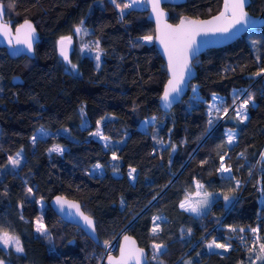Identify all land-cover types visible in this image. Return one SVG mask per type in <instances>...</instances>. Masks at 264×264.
Listing matches in <instances>:
<instances>
[{
    "label": "trees",
    "instance_id": "trees-1",
    "mask_svg": "<svg viewBox=\"0 0 264 264\" xmlns=\"http://www.w3.org/2000/svg\"><path fill=\"white\" fill-rule=\"evenodd\" d=\"M2 1L6 19L13 25L32 19L39 39L33 56H9L0 47V231L18 237L23 249L0 245V262L103 264L106 241L128 231L147 249L146 264H264V257L254 256L264 244V23L202 50L193 59L196 74L182 99L163 111L158 97L165 63L153 42L146 5ZM220 3L184 0L163 6L175 22L180 15L207 16ZM247 8L258 13L264 0H250ZM79 22L89 27L86 36L98 38L101 61L96 66L92 56L69 48L72 71L56 41L75 37ZM147 36L152 39H143ZM15 73L21 82L11 80ZM212 93L222 96L224 112L211 120L206 108ZM240 101H248L247 119L237 112ZM100 119L111 140L107 145L92 133ZM40 126L49 132L36 135L33 143L24 131ZM228 130L235 131L232 143ZM52 143L63 151L49 152ZM12 159L20 163L13 165ZM96 163L102 171H91ZM221 163L230 174L218 171ZM129 166L135 169L133 181ZM196 181L212 195L203 211L206 221L180 206ZM54 194L80 202L95 220L97 239L56 214L49 204ZM37 218L45 233L37 231ZM241 232L255 233V239L242 242ZM208 239L228 246L209 249Z\"/></svg>",
    "mask_w": 264,
    "mask_h": 264
},
{
    "label": "water",
    "instance_id": "water-1",
    "mask_svg": "<svg viewBox=\"0 0 264 264\" xmlns=\"http://www.w3.org/2000/svg\"><path fill=\"white\" fill-rule=\"evenodd\" d=\"M183 1L184 0H159L158 11H153V0H145L146 6H147L146 18L150 19L154 24L153 42L165 63L166 78L162 84L161 91L158 97V105L163 111H168L175 103L179 102L182 99L184 93L186 92L188 88V82L196 74V67L193 63V59L202 50L210 46H219L227 42H230L231 40L235 39L237 36L242 34L245 30L259 27L264 23V8L260 10L258 13H252L247 8L250 0H246L245 11L248 13L249 19L255 21L254 25H250V26L236 25V27H234L230 32H227V33L208 32L206 34L201 33L199 36H197L196 42L192 46V51L189 54L188 68L185 71L183 83L179 85L180 92L173 93L172 94L173 98L171 100V103H167L162 99V97L164 95L165 89L168 87L169 80L172 79V68L169 66V53L166 50L165 43H161L162 35H166L170 33L172 29H177L180 26L181 21L187 22L189 20H197V21L213 20L216 16H219L220 13L224 11V4H225V0H221L219 9L207 16L195 17V16H190V15H180L179 18L175 22L170 21L168 19V10L167 8L163 6V3L167 2V3L176 4V3L183 2ZM25 22L31 24L32 28L34 29L31 49H29L27 45L25 44L16 43V29L17 28L21 29V37H23V33L27 29L21 28V26L24 25ZM0 24H5L10 28V36H6L3 34L2 31H0V47H4L6 53L9 56H18L20 54H25L27 56L34 55V46H35V43L39 39V32L32 19L23 18L19 22L13 25L11 20L6 19L5 4L2 0H0ZM169 25L171 26V29L167 27ZM186 26H187V23H186ZM10 38H11V42H10ZM62 38H65L64 51L67 56L69 48H70V41L66 37H59L56 41V44H57L58 49L61 52L60 41ZM10 78L13 82L22 81V78L18 73L12 74ZM262 80L264 82V76ZM260 160L264 164V147L260 152ZM57 197H61L64 200L68 201L69 203L78 204L79 212L75 208L69 207L68 204L62 205L60 203H57ZM49 204L51 205L53 210L56 212V214L59 217H61L63 220L77 225L89 237L93 238L94 240L97 239V234H96V229H95V220L91 215H89L82 209L81 204L77 199L70 197L68 195H65V194H54L50 198ZM80 213H83V216H87L92 220L93 223L91 226L85 222L83 216H81ZM125 237H127L128 239L125 240ZM122 248H124L126 251H133V252L136 250H143V255L140 257L139 264L147 263L148 261L147 249L139 245L136 238L128 231L120 232L117 247L115 248L113 252H109L104 257L102 263L103 264H115L116 261L120 260ZM127 264H137V262L135 259H129L127 260Z\"/></svg>",
    "mask_w": 264,
    "mask_h": 264
},
{
    "label": "snow or ice",
    "instance_id": "snow-or-ice-1",
    "mask_svg": "<svg viewBox=\"0 0 264 264\" xmlns=\"http://www.w3.org/2000/svg\"><path fill=\"white\" fill-rule=\"evenodd\" d=\"M138 0H131L130 3L125 4L124 7H132L133 4L137 3ZM245 3L246 0H225L224 4V11L220 13L219 16H216L213 20L209 21H197V20H189L187 22L181 21L180 26L177 29H172L170 33L166 35H162L161 37V43H165L166 50L169 53V66L172 68V79L168 82V87L165 89L164 95L162 99L167 102L171 103L172 100V94L173 93H179L180 87L179 85L183 83L184 80V74L185 71L188 68L189 63V54L192 51V46L196 42V37L199 36L201 33H208V32H221V33H227L230 32L236 25H245L250 26L254 25L255 21L250 20L248 13L245 11ZM119 7V5H118ZM159 8V0H153V11H158ZM187 23V26H186ZM169 29H171V26H167ZM21 28L27 29L23 33V37H21V29H16V43L17 44H25L29 49L32 47V39H33V33L34 29L32 28V25L25 22L24 25L21 26ZM0 31L3 32L4 35L10 36V28L5 24H0ZM77 32L80 31L79 28L76 29ZM70 41V37L67 38ZM145 40H151V36L144 37ZM11 42V38H10ZM64 42L65 38H62L60 41L61 45V54L67 58L66 53L64 51ZM171 45V46H169ZM97 60H99V56L96 57ZM73 67H75L73 65ZM261 72H264V69L261 70ZM261 72H257L256 75H261ZM195 91V89L193 90ZM248 101H244L243 104L240 106L241 109H246ZM83 111V109H81ZM244 119H247L246 115L243 117ZM94 135L100 136L101 133L98 130ZM33 143L36 141V136H33ZM107 139V138H105ZM233 136L229 135L228 142L232 143ZM63 149L59 146H54L53 148L49 149V152H62ZM19 156V153L17 154ZM115 155H113V159H115ZM11 163L13 165H18L20 161L18 159H12ZM97 168L100 167V165L96 166ZM221 171L228 172L230 171L229 168L224 167L221 165ZM135 169H132V172H134ZM131 174V173H130ZM239 182L237 181V184ZM31 192V189L28 190ZM225 200L229 199V197L226 195ZM57 203L60 204H68L69 207L75 208L79 212V205L74 203H69L68 201L64 200L61 197H57ZM207 204V200H203L200 202V206H204ZM182 208L186 207L184 203L180 205ZM188 210L192 212H197L199 210V207L197 206H188ZM81 216H83V213H80ZM85 222L88 225H92V220L87 217L83 216ZM159 219V218H157ZM234 230V229H233ZM38 232H45V228L43 224H40L38 222L37 227ZM153 231H157L156 228L153 229ZM252 231H257L256 229H253ZM128 238L125 237V240ZM0 242H2L4 245H14L16 247L17 251H23V249L19 246V238L15 236H10L7 232H3L0 234ZM213 246L217 248H223L226 247L222 244H216L215 241L210 243L208 245L209 248H212ZM157 249H159L160 245H155ZM261 253L264 254V244L260 245ZM143 255V250H136V251H126L124 248L121 249V257L119 261H116L115 264H127V260L129 259H135L137 264L140 262V257ZM2 264V262H0Z\"/></svg>",
    "mask_w": 264,
    "mask_h": 264
},
{
    "label": "rangeland",
    "instance_id": "rangeland-1",
    "mask_svg": "<svg viewBox=\"0 0 264 264\" xmlns=\"http://www.w3.org/2000/svg\"><path fill=\"white\" fill-rule=\"evenodd\" d=\"M131 2V0H129V3ZM146 5L145 0H138L137 3L133 4L134 7H144ZM79 28L80 31L77 32L76 29ZM89 27L84 25L82 22H79L75 27H74V31H75V37L74 35H69L70 39V51L75 50V54H81V53H87L90 56H92L93 60H94V64L96 66H99L100 61H101V47L99 45V40L97 37H94L92 35L86 36V33L89 31ZM63 37V36H61ZM66 37V36H65ZM66 37V38H69ZM60 52V50H59ZM99 56V60L96 59V57ZM68 57V56H67ZM70 60V61H69ZM66 65L69 67L70 70L74 71L76 66L74 64V61L71 58H67L66 59ZM73 65L75 67H73ZM262 77L264 76V72H262ZM194 90V87L192 88ZM195 93V91H194ZM222 102V96L218 93H212L211 94V98L207 103V112L209 115V118L212 120L215 116H218L219 114H221L222 110L224 109V107L221 105ZM244 101H240L238 102L237 105V112L239 114H241V117L245 115V109H241V105L243 104ZM224 112V110H223ZM81 126H83L82 122L80 123ZM101 125V119L98 122V125L96 126V128L92 131L93 135L94 133H96L98 130L100 131L101 135L97 136L99 137V139L105 144H109L111 143V140L102 133V130L100 128ZM64 130V129H63ZM49 129L45 128V127H37L35 130L31 131V130H25L24 133L27 134L28 136L32 137L39 135V134H45L48 133ZM227 139H229V135L233 136V139L235 137V131L234 130H228L227 131ZM107 138V139H105ZM54 146H59L61 148H63L62 145L58 144V143H52L49 146L50 148H53ZM114 154V152L112 153ZM20 156V153H19ZM100 165L99 168H97L96 166ZM221 165H223L224 167L229 168L228 166H226L225 164L221 163L218 171L222 174V175H228L230 174V171L228 172H224L221 171ZM101 171L103 170V166L99 163H96L95 166L91 169L92 172H97V171ZM132 169H134V167L129 166L128 167V176L130 178V180H134V176H135V172H132ZM131 173V174H130ZM212 198L211 193H209L208 191H206V189L203 187V185L199 182L196 181L195 183V188L192 192H189L184 198H182V200L180 201V205L182 203H184L186 205V207H184L185 209L188 210V206H197L199 207V210L197 212H193L195 214H200V218L202 219V221H206L207 220V215H205L203 213L204 208L208 205V203L210 202V199ZM203 200H207V204L204 206H200V202ZM190 211V210H189ZM192 212V211H191ZM157 218H155L154 220V224H153V229L158 227V223H157ZM38 222L40 224H43L40 218H37L35 223H36V228L38 227ZM45 228V227H44ZM3 232L6 231H0V234H2ZM10 236H15L9 232H7ZM40 233H45V232H40ZM16 237V236H15ZM212 239V238H211ZM211 239H208L206 241L207 247L210 243H212L213 241H211ZM216 242V244H219L216 240H214ZM222 245H225L226 247L228 246L227 242H222L220 243ZM0 245L3 246L4 248L8 247V246H12L13 248L16 249V247L14 245H4L2 242H0ZM261 245V244H260ZM260 245H258L257 248H255V259L258 260L259 258L264 257V254L261 253V249H260ZM20 246V244H19ZM215 247V246H213ZM223 247V248H226ZM155 250H157V248H154ZM210 249V248H209ZM188 264H190V262L188 261Z\"/></svg>",
    "mask_w": 264,
    "mask_h": 264
},
{
    "label": "built area",
    "instance_id": "built-area-1",
    "mask_svg": "<svg viewBox=\"0 0 264 264\" xmlns=\"http://www.w3.org/2000/svg\"><path fill=\"white\" fill-rule=\"evenodd\" d=\"M120 232L115 234L112 238L108 239L104 245V248L102 250V255H101V260L103 261L104 257L109 253L113 252L115 248L117 247L118 244V239H119ZM256 234L255 233H250L246 234L244 232L240 233V240L242 242L245 241H253L255 239Z\"/></svg>",
    "mask_w": 264,
    "mask_h": 264
},
{
    "label": "flooded vegetation",
    "instance_id": "flooded-vegetation-1",
    "mask_svg": "<svg viewBox=\"0 0 264 264\" xmlns=\"http://www.w3.org/2000/svg\"><path fill=\"white\" fill-rule=\"evenodd\" d=\"M68 54H69V52H68Z\"/></svg>",
    "mask_w": 264,
    "mask_h": 264
}]
</instances>
